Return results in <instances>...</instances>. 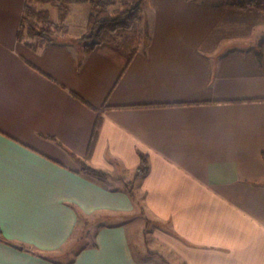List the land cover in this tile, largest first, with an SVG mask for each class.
Instances as JSON below:
<instances>
[{
    "label": "crops",
    "instance_id": "0c3cea01",
    "mask_svg": "<svg viewBox=\"0 0 264 264\" xmlns=\"http://www.w3.org/2000/svg\"><path fill=\"white\" fill-rule=\"evenodd\" d=\"M84 1L63 21L0 0V264H264V13L153 0L140 40L88 54L91 6L67 34ZM27 5L56 41L19 39Z\"/></svg>",
    "mask_w": 264,
    "mask_h": 264
},
{
    "label": "trees",
    "instance_id": "16d2710c",
    "mask_svg": "<svg viewBox=\"0 0 264 264\" xmlns=\"http://www.w3.org/2000/svg\"><path fill=\"white\" fill-rule=\"evenodd\" d=\"M75 0H38V4L55 6L64 21L70 16ZM153 6V0H91V11L87 20V31L80 41L84 43V51L88 54L96 50L100 45L113 43L118 38L133 35L139 40L143 35V13L148 7ZM239 9L253 8L264 13V0H241L237 5ZM65 25L53 22L48 10H39L34 5H27L23 19L19 39H41L44 42H54ZM27 45L29 44L26 41ZM136 53V50L134 51ZM259 62L262 63L263 52H257ZM102 125V115L97 118L90 150L98 136ZM81 166L82 172L101 180H107L112 176L102 170L89 165V156L79 158L74 155ZM264 159V154H263ZM150 169L149 156L141 154V161L137 168V177L148 174ZM121 180V178H118ZM128 193L136 199L132 182L125 183ZM158 255L157 253H151ZM161 257V256H160ZM167 262L166 260H164Z\"/></svg>",
    "mask_w": 264,
    "mask_h": 264
},
{
    "label": "rangeland",
    "instance_id": "374dc122",
    "mask_svg": "<svg viewBox=\"0 0 264 264\" xmlns=\"http://www.w3.org/2000/svg\"><path fill=\"white\" fill-rule=\"evenodd\" d=\"M198 1H199V3L204 4V5H210V4L216 3L215 2L216 0H198ZM227 1H228V3H230L233 1H239L240 2L241 0H227ZM43 5L45 6L44 7L45 9L53 7V5H45V4H43ZM39 6H42V4H39ZM90 6H91V0H85L84 2H80L77 6H75L73 8L72 18L70 19V21L67 22L68 29H69L67 34L70 37H74L78 34L80 35L82 33H85V25H86L85 19L88 17L87 15L89 14V7ZM54 10H56V12H57L56 8H54ZM52 15H53V18L56 19L57 14H52ZM87 221H89V223H91V221H93V220H87ZM86 232L87 231L85 230L82 234H80V232L78 231L77 235H75V237L73 238L72 243H70L68 248L66 249V251L61 252V254H63L64 252H67L70 249L74 250V249L84 245L87 242V240L84 239L85 235L87 234ZM92 234H93V232L91 231V235L89 234L90 237L88 240H91ZM131 235H132L133 242L135 243L136 247L139 249V247L137 246V236L135 235V233H133V231H132ZM140 247H141V245H140ZM167 259H169V258H167ZM169 260H171V259H169ZM171 262H173V261L171 260Z\"/></svg>",
    "mask_w": 264,
    "mask_h": 264
}]
</instances>
